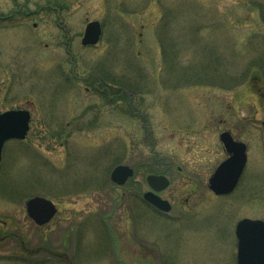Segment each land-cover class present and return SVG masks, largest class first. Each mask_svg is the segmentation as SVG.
Returning <instances> with one entry per match:
<instances>
[{"label":"rangeland","instance_id":"374dc122","mask_svg":"<svg viewBox=\"0 0 264 264\" xmlns=\"http://www.w3.org/2000/svg\"><path fill=\"white\" fill-rule=\"evenodd\" d=\"M260 3L0 0V16L31 13L0 23V113L32 115L27 139L7 143L3 152L0 255L14 254L17 246L25 257L22 241L33 231L31 264H237L236 225L264 221ZM94 21L103 27L102 39L83 47L85 28ZM164 41L178 53L176 68L173 52L164 60ZM102 69L132 79V110L105 101L85 82ZM249 70L251 79L228 84L229 90L187 83L204 72L201 80L222 77L227 85L226 78ZM225 131L247 144L248 165L238 190L219 198L208 184L226 160ZM117 165L135 170L123 188L110 182ZM150 171H162L171 182L164 194L172 205L168 215L142 201ZM33 197L59 206L58 227L28 220L24 206Z\"/></svg>","mask_w":264,"mask_h":264},{"label":"water","instance_id":"95a60500","mask_svg":"<svg viewBox=\"0 0 264 264\" xmlns=\"http://www.w3.org/2000/svg\"><path fill=\"white\" fill-rule=\"evenodd\" d=\"M102 37V26L99 22L89 23L82 39L83 47L96 46ZM31 115L27 111H8L0 114V166L4 146L9 141H24L30 128ZM220 141L229 155L214 172L209 180V189L217 197L229 196L237 189L247 166V146L236 142L228 133H222ZM134 172L127 166H119L111 174V181L119 187L124 186ZM151 192L145 194L144 200L157 210L167 214L171 207L156 193L165 191L169 180L164 176L147 177ZM28 216L37 226L50 223L57 213L55 205L44 198L36 197L26 204ZM237 239V264H264V222L244 219L235 230Z\"/></svg>","mask_w":264,"mask_h":264},{"label":"trees","instance_id":"16d2710c","mask_svg":"<svg viewBox=\"0 0 264 264\" xmlns=\"http://www.w3.org/2000/svg\"><path fill=\"white\" fill-rule=\"evenodd\" d=\"M57 3H58V1H57ZM56 5H58V4H56ZM257 6L262 10L264 9L263 3H260L259 5L257 4ZM43 9H45V8H42V9L39 8V11H41ZM46 9H48V11H51L49 6ZM60 11H61V8L59 9V12ZM166 42L164 41V47L166 50L164 52L165 53V57H164L165 59L164 60H166V63H167L168 58H169V54L171 52H173L175 54L174 55L175 58L173 59V60H175V63L171 66V69H173V68H176L177 66L180 65V64H178L179 58H177V56H176V55H178V53L176 54V52H174L173 45L171 42H170V44H171L172 51H169L167 49V43L168 42L167 43ZM209 57H210V55H209ZM70 59H71L70 62L72 63L73 58H70ZM209 59H213V58H209ZM208 65H209V63H208ZM207 69L210 70L209 66L207 67ZM102 70H103L102 72L99 71L98 73L92 72L91 74H93V75H89L90 78H88V80H85V82L88 84H92V85L95 84L96 85L95 90L97 89L99 94L104 95L105 101H107L109 103H110V101L112 103H116V101L122 102L124 106L128 107L127 109L132 110L133 108L131 107L130 104H131V101L133 100V96H135L134 95L135 94V92H134V89H135L134 86L135 85H134V82L132 81V79L130 77H128V75H126V73L124 74V76H123V74L122 75H120V74H114L113 75V74L108 72L109 70H105V69H102ZM203 71H205V70H203ZM251 72H252V70H249V72H247L246 75L243 73L245 76L242 74V75H239L238 77H235V78H229V77L226 78L230 81V82H227V85L224 82L225 78L222 79V77L218 81H212L208 77H205L204 79L201 80V73L203 74L204 72L198 73L200 76H195V77L190 78L187 83L194 82L193 83L194 86H201V85L202 86H204V85L211 86V84L218 83V84L222 85V86H220V88H223L225 90H229L230 88H229L228 84L231 85L232 83H234V87H240V86L244 85L245 83H247L251 79V76H252ZM126 77H128V78H126ZM89 80H91V82ZM223 84L226 87H224ZM131 113L135 114L133 112H131ZM162 167H163V165H162ZM148 169H150V168H148ZM150 174H156V172L150 171ZM157 174H163V173L161 171V173H157Z\"/></svg>","mask_w":264,"mask_h":264},{"label":"flooded vegetation","instance_id":"af4514ba","mask_svg":"<svg viewBox=\"0 0 264 264\" xmlns=\"http://www.w3.org/2000/svg\"><path fill=\"white\" fill-rule=\"evenodd\" d=\"M25 13V14H24ZM14 14V13H13ZM12 14V15H13ZM23 14V15H22ZM30 14L31 13H27V12H19V11H17V12H15V17L16 18H21V17H24V16H26V17H29L30 16ZM12 15H10V16H7V17H4V16H0V23H2V22H11V21H14L15 19V17H13ZM234 139L235 140H237L235 137H234ZM237 141H239V140H237ZM169 189V188H168ZM167 189V190H168ZM166 190V191H167ZM166 191H164V192H162V193H160L159 194V196L163 199V200H166V201H168L169 203H170V201L165 197V192ZM141 193L140 192H137V194L135 193V192H131V191H129L128 192V196H130V195H140ZM170 205H171V203H170ZM56 206H57V208H58V212H57V214H56V216L53 218V220L48 224V225H46L47 227H49V228H51V226H52V224H55V227H58L59 225H58V220H57V216H58V214H59V206L56 204ZM172 206V205H171ZM24 208H25V206H24ZM157 212H159V215H161V212L160 211H158V210H156ZM25 212H26V209H25ZM26 214H27V212H26ZM28 220L33 224V225H35V222L32 220V219H30L29 217H28ZM1 221V220H0ZM65 222V221H64ZM103 222H105L104 220H103ZM32 225V226H33ZM81 224H77L76 226L78 227V226H80ZM38 228H42V227H38ZM33 230V229H32ZM1 232V231H0ZM32 232L33 231H31V234H29V235H27L26 236V238H25V240L24 241H22L23 242V246H22V248L24 249H26L25 250V254H26V256L24 257V256H22V257H20L19 256V252H17V249H18V247L16 246V252H13L14 254H11L10 256L8 255V256H2V255H0V259H2L3 257H5L4 259H6V258H9V259H11V260H16L15 262L17 263V262H19L20 261V259L21 260H25V261H27L28 262V264H31V263H33V260H31V258L33 257V254H34V250H33V248H34V236H33V234H32ZM77 232V231H76ZM75 232V233H76ZM71 235V234H70ZM12 237V236H11ZM13 238L15 239V240H19V236L17 235V236H15V237H12L11 239L13 240ZM1 239H3V237H1V234H0V243H2V241L3 240H1ZM44 242V241H43ZM69 242V237L67 238V240L64 242V247H65V245L67 244ZM17 243V242H16ZM4 259H2V260H4ZM64 259H65V257H64ZM12 262H14V261H12ZM22 264H24V262H22Z\"/></svg>","mask_w":264,"mask_h":264}]
</instances>
